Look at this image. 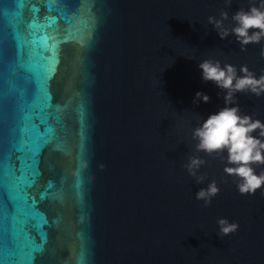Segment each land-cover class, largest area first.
Segmentation results:
<instances>
[{"label": "water", "instance_id": "water-1", "mask_svg": "<svg viewBox=\"0 0 264 264\" xmlns=\"http://www.w3.org/2000/svg\"><path fill=\"white\" fill-rule=\"evenodd\" d=\"M240 7L0 0V264H264L260 191L240 195L204 153L203 184L183 167L193 130L224 106L199 63L264 70V41L241 51L207 22L223 10L229 27ZM236 99L264 122V96ZM219 219L237 232L221 238Z\"/></svg>", "mask_w": 264, "mask_h": 264}, {"label": "clouds", "instance_id": "clouds-1", "mask_svg": "<svg viewBox=\"0 0 264 264\" xmlns=\"http://www.w3.org/2000/svg\"><path fill=\"white\" fill-rule=\"evenodd\" d=\"M232 3L233 0H224L225 8H230ZM248 4L247 9L240 7L232 15L229 27L225 26V21L229 20L227 11L222 10L219 18L209 16L207 21L214 27L221 40L234 36L241 51H246L250 44L264 41V0H248ZM260 56L264 59V48L261 49ZM198 67L202 72L203 82H212L225 93L224 106L216 113L209 114L193 130L191 139L196 142L194 154L187 158L183 167L196 184H203L207 175L198 173L207 163L199 155L204 153L225 164L223 172L232 177L240 195L254 196L260 191V196L264 198V191H261L264 189V122L243 114L236 99L238 93L250 94L257 98L264 96V70L257 78L245 65L239 69L242 75H238L235 66H221L219 60L213 59L202 61ZM200 102L207 104L210 97L197 92L192 103L199 106ZM257 168L262 170L257 173ZM219 192L217 181L212 180L206 188H200L196 199L203 201L202 207L208 208ZM217 223L221 238L236 233L239 228L238 223H230L227 219H219Z\"/></svg>", "mask_w": 264, "mask_h": 264}, {"label": "snow or ice", "instance_id": "snow-or-ice-1", "mask_svg": "<svg viewBox=\"0 0 264 264\" xmlns=\"http://www.w3.org/2000/svg\"><path fill=\"white\" fill-rule=\"evenodd\" d=\"M27 198V197H26ZM28 199V198H27Z\"/></svg>", "mask_w": 264, "mask_h": 264}]
</instances>
